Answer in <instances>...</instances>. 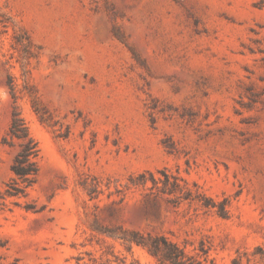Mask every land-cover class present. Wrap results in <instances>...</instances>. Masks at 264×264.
<instances>
[{
  "label": "rangeland",
  "instance_id": "rangeland-1",
  "mask_svg": "<svg viewBox=\"0 0 264 264\" xmlns=\"http://www.w3.org/2000/svg\"><path fill=\"white\" fill-rule=\"evenodd\" d=\"M110 229L264 264V0H0V264H157Z\"/></svg>",
  "mask_w": 264,
  "mask_h": 264
},
{
  "label": "trees",
  "instance_id": "trees-1",
  "mask_svg": "<svg viewBox=\"0 0 264 264\" xmlns=\"http://www.w3.org/2000/svg\"><path fill=\"white\" fill-rule=\"evenodd\" d=\"M14 140L17 141L18 150L12 159L10 166L12 176L5 184L4 196L26 195L27 190L35 182L38 172L39 148L37 141L31 136L24 119L17 110L12 113L9 133L3 142L12 144ZM161 174L167 179L166 172L161 171ZM176 186L174 183L173 188ZM108 232L129 244L136 243L145 247L155 257L157 264H205L202 260L187 254L183 247L164 235H143L136 231L123 229L119 233H116L114 229H110Z\"/></svg>",
  "mask_w": 264,
  "mask_h": 264
}]
</instances>
